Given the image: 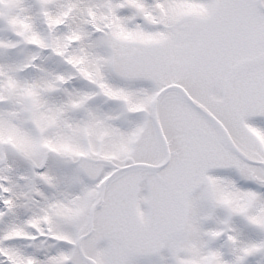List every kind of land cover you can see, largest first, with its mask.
<instances>
[{
	"label": "snow or ice",
	"instance_id": "1",
	"mask_svg": "<svg viewBox=\"0 0 264 264\" xmlns=\"http://www.w3.org/2000/svg\"><path fill=\"white\" fill-rule=\"evenodd\" d=\"M0 264H264V0H0Z\"/></svg>",
	"mask_w": 264,
	"mask_h": 264
}]
</instances>
